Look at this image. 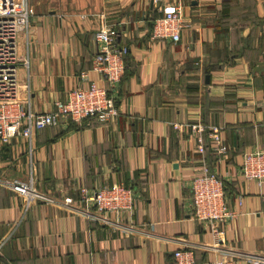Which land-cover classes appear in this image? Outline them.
<instances>
[{"label": "crops", "instance_id": "obj_1", "mask_svg": "<svg viewBox=\"0 0 264 264\" xmlns=\"http://www.w3.org/2000/svg\"><path fill=\"white\" fill-rule=\"evenodd\" d=\"M27 1L34 16L18 35L17 99L32 113L51 111L90 72L101 26L117 30L128 54L110 91L117 118L60 119L31 133V152L19 139L0 144V264H174L186 248L195 264H264V184L240 177L242 153L264 148V0ZM171 3L181 6L180 40L154 41L153 22ZM191 122L218 127L228 149L203 156L236 213L217 244L191 213L201 156L194 135L173 128ZM29 177L60 202L80 186H130L134 208L105 224L79 207H26L8 184Z\"/></svg>", "mask_w": 264, "mask_h": 264}, {"label": "built area", "instance_id": "obj_2", "mask_svg": "<svg viewBox=\"0 0 264 264\" xmlns=\"http://www.w3.org/2000/svg\"><path fill=\"white\" fill-rule=\"evenodd\" d=\"M33 16L34 10L27 0H0V144L8 145L12 140L19 139L28 145V152H31V133L54 127L60 119L76 124L92 118L109 123L117 118L118 108L110 91L119 85L124 76V58L128 54L126 47L117 44V30L111 25L101 26L94 33L98 50L91 59L90 72L81 73L79 84L63 99L54 101L51 111L34 114L17 99L19 61L16 53L18 35L29 28ZM184 28L180 4H165L151 30L152 39L177 43ZM91 73L100 78L102 85L89 81ZM173 128H184L196 139V153L201 157L199 171L193 174L190 183L191 213L196 221L212 230L217 244V236L223 234L219 230L220 225H225L236 216L228 208L223 182L203 159L208 149L218 157L226 156L228 149L222 141L221 130L215 126L206 127L200 122L174 124ZM241 162L242 179L257 186L264 184V148L242 153ZM32 183V177H29L26 183L14 181L8 184L10 190L26 202V207L30 201L58 205L68 210L79 207L87 216L105 224H111V217L118 221L134 208L135 198L130 186L115 184L94 191L80 186L76 198L66 197L60 202L34 190ZM173 258L174 264H195L192 250L188 248L179 249ZM214 264L226 263L217 260Z\"/></svg>", "mask_w": 264, "mask_h": 264}, {"label": "water", "instance_id": "obj_3", "mask_svg": "<svg viewBox=\"0 0 264 264\" xmlns=\"http://www.w3.org/2000/svg\"><path fill=\"white\" fill-rule=\"evenodd\" d=\"M205 82H206V84H208V78L206 77V79H205Z\"/></svg>", "mask_w": 264, "mask_h": 264}, {"label": "trees", "instance_id": "obj_4", "mask_svg": "<svg viewBox=\"0 0 264 264\" xmlns=\"http://www.w3.org/2000/svg\"><path fill=\"white\" fill-rule=\"evenodd\" d=\"M154 23V22H153ZM152 30V29H151ZM127 56V55H126ZM126 56H125V58H126ZM125 58H124V65H125Z\"/></svg>", "mask_w": 264, "mask_h": 264}]
</instances>
